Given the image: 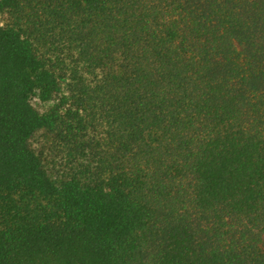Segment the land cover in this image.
<instances>
[{
    "label": "trees",
    "instance_id": "16d2710c",
    "mask_svg": "<svg viewBox=\"0 0 264 264\" xmlns=\"http://www.w3.org/2000/svg\"><path fill=\"white\" fill-rule=\"evenodd\" d=\"M0 264H264V0H0Z\"/></svg>",
    "mask_w": 264,
    "mask_h": 264
}]
</instances>
